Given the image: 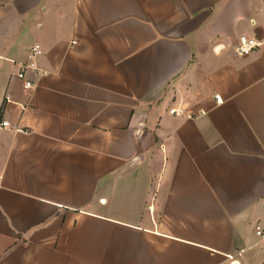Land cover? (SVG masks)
I'll return each mask as SVG.
<instances>
[{"label": "crops", "instance_id": "1", "mask_svg": "<svg viewBox=\"0 0 264 264\" xmlns=\"http://www.w3.org/2000/svg\"><path fill=\"white\" fill-rule=\"evenodd\" d=\"M1 122L0 264H264V0H0Z\"/></svg>", "mask_w": 264, "mask_h": 264}, {"label": "built area", "instance_id": "2", "mask_svg": "<svg viewBox=\"0 0 264 264\" xmlns=\"http://www.w3.org/2000/svg\"><path fill=\"white\" fill-rule=\"evenodd\" d=\"M260 43L254 39V38H248V37H241L239 40V44L235 47V52L238 56L244 57L251 54L254 50L259 48ZM34 53V52H33ZM17 78L21 80L24 84V88L26 90H30L33 88L34 84L32 81L28 80L26 77V71L25 69H21L20 72L17 74ZM216 99L218 101H221V98L219 95L216 96ZM171 114L175 115H188L189 117H193V114H188L187 111L183 108L180 109H173L170 111ZM10 124L8 122H1L0 123V129L8 128ZM257 235H262V232L259 227H257ZM244 250H240L239 252L235 254H231L228 256V259L231 261V264L237 263V257L242 256Z\"/></svg>", "mask_w": 264, "mask_h": 264}]
</instances>
